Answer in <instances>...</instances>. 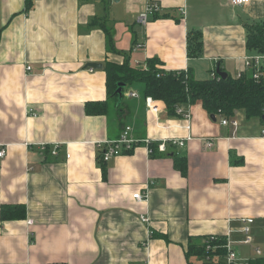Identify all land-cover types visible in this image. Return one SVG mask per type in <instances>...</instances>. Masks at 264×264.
<instances>
[{"label":"crops","instance_id":"1","mask_svg":"<svg viewBox=\"0 0 264 264\" xmlns=\"http://www.w3.org/2000/svg\"><path fill=\"white\" fill-rule=\"evenodd\" d=\"M158 2L169 17L143 26L139 0H33L28 10L25 0H0V212L22 206L24 215L0 214V264H198L189 242L219 235L240 258L264 264V121L236 111L237 126L222 125L200 101L182 107L187 118L157 100L154 113L127 86L119 111H84L106 99L104 65L124 54L139 67L155 57L165 70L190 68L197 79L217 65L236 75L258 55L246 46L244 24L264 21V0ZM189 29L202 34L198 58L187 57ZM125 125L137 139L185 144L98 159L99 144ZM173 154L185 157V174Z\"/></svg>","mask_w":264,"mask_h":264},{"label":"trees","instance_id":"2","mask_svg":"<svg viewBox=\"0 0 264 264\" xmlns=\"http://www.w3.org/2000/svg\"><path fill=\"white\" fill-rule=\"evenodd\" d=\"M32 3L33 0H25V10H28ZM158 17H169V14L156 13L150 19ZM244 26L247 48L254 53L263 55L258 78L251 76L252 71L243 70L240 75L227 74L226 77L215 75L205 79H197L190 68L165 70L160 66V60L155 57L147 59L145 65L139 67L131 64L128 56L124 54L123 61L120 64L105 63L107 97L102 101L86 102L84 106L85 113L88 115H105L113 109L119 111L122 101H118V95L114 92L117 83L123 82L127 87H135L143 101L150 97L153 100L163 102L169 115L180 116L175 112L177 107L188 106L200 101L202 108L208 114H221L226 118H233L236 111H241L246 119L258 118L264 121V21L249 20L245 22ZM1 31L0 28V36ZM106 35L107 48L115 51L111 30L107 29ZM186 48L189 59L201 56L202 34L199 29H189L187 31ZM131 151H126L124 154ZM99 157L100 154L97 158L99 159ZM172 159L174 168L181 174H185V157L173 154ZM12 207L14 208L12 215L4 213L3 210L6 209L1 207V217L24 216L22 206ZM199 240L190 241L188 244L189 255L195 256L199 260L198 264H226L225 236H214L210 241V245L214 249L209 251L205 250V243L202 244ZM207 254L213 260L205 261L204 257ZM249 264L255 263L249 262Z\"/></svg>","mask_w":264,"mask_h":264},{"label":"built area","instance_id":"3","mask_svg":"<svg viewBox=\"0 0 264 264\" xmlns=\"http://www.w3.org/2000/svg\"><path fill=\"white\" fill-rule=\"evenodd\" d=\"M142 3V11L140 12L139 16L137 17V22L141 25H146L147 21L150 20V18L161 11V5L158 2V0H139ZM231 5L237 6L247 3L249 0H227ZM142 47V44H135L134 49H139ZM263 61V55L258 54L254 56H250L245 60V68L246 70L252 71L251 76L253 78L259 77V71L261 69V64ZM29 69V68H28ZM241 73V72H240ZM240 73H237L236 75H240ZM217 75L215 71L211 72L210 77H213ZM218 76V75H217ZM131 96H135V92L130 93ZM146 107L150 109L152 112L158 111V106L156 102L150 98L147 97L145 100ZM176 114L187 118L189 117V114L186 113L182 107H177L175 110ZM221 117V124L222 125H228L230 124L234 128L237 126V120L233 118H226L221 114H217ZM132 129L129 125H125L119 137L113 141L106 142L105 144H99L98 146V152L100 154V159L103 162H107L111 158H114L118 155L124 154L126 151L133 150L137 146H144L146 152L149 154V156H153L154 154L161 153L165 154L167 151H169V148H177L182 147L185 144V139L181 138H167V139H161V140H152L148 138L143 139H137L132 136ZM189 136L186 138L189 140ZM205 144L207 147L211 148L213 146L212 140L208 139L205 141ZM5 153V150L0 149V157L3 156ZM52 154H55V151H52ZM68 157V155H67ZM132 198L135 199L136 202H143L146 198V194L142 193L141 191H136L132 194ZM140 220L143 222H148L147 217L140 216ZM31 223V221H28ZM248 223H251L252 220L248 219ZM245 233L249 231L248 225H245L242 229ZM152 231L149 230V234L152 235ZM214 238V236H210L204 240L205 243V250L209 251L214 249L213 246L210 245V241ZM246 242L249 241L248 238L245 240ZM226 249L225 254V262L226 264H249L248 260L240 258L234 250L227 244L224 245ZM258 253L259 251L256 250ZM205 261L213 260L211 259L210 255H205L204 257Z\"/></svg>","mask_w":264,"mask_h":264},{"label":"water","instance_id":"4","mask_svg":"<svg viewBox=\"0 0 264 264\" xmlns=\"http://www.w3.org/2000/svg\"><path fill=\"white\" fill-rule=\"evenodd\" d=\"M89 65H90V66L95 65V66H97L98 68L101 67L100 64H98V65H97V64H89ZM215 73H216L219 77H226V76H227V73L224 72V71H222V70H220V67H219L218 65H217L216 68H215ZM124 87H125V83H123V82H118V83H117V87H116L114 93L118 95V100H121V98H122V89H123ZM211 118H212V119L215 118L213 114H211Z\"/></svg>","mask_w":264,"mask_h":264},{"label":"rangeland","instance_id":"5","mask_svg":"<svg viewBox=\"0 0 264 264\" xmlns=\"http://www.w3.org/2000/svg\"><path fill=\"white\" fill-rule=\"evenodd\" d=\"M150 20H151V19H150ZM150 20H148L147 23H148ZM138 24H139V23H138Z\"/></svg>","mask_w":264,"mask_h":264}]
</instances>
